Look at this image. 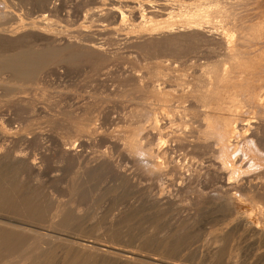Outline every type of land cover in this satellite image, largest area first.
<instances>
[{"label":"bare ground","instance_id":"1","mask_svg":"<svg viewBox=\"0 0 264 264\" xmlns=\"http://www.w3.org/2000/svg\"><path fill=\"white\" fill-rule=\"evenodd\" d=\"M24 1L28 2L27 0ZM73 1L75 0H34L33 3L35 2V4L31 5L33 8L29 9V12L27 11V19H24L22 14L17 12L16 9H13L16 3L14 4L13 1H10V3H6L7 1H0V4H3V6L1 5L0 7V44L5 45L3 43L7 42L18 43V48L21 50L16 53L14 52V54L11 55H2L0 53V72L7 71L14 73L15 75L17 74L18 76L20 75L19 77L24 76V81L27 77H30L32 80V75L35 76L34 74H38L37 71L42 66H46L45 64L48 65V63L51 64V61H49L51 58L55 59V61L52 59L53 63L60 61H56V57L60 54H64L65 61H71L72 59L78 57L81 58L84 55L86 57L88 56V58L94 57V59L96 58L98 61L97 69L95 67L97 63L94 67L96 70L99 69L98 71H100L101 68H103L107 63L109 64V61H112L115 57V50H117V47L116 49H113V46L119 41L124 42L125 44H130L132 47L134 46L133 48H135V50L138 48L142 52H145V54L154 45L158 46L156 52H158L160 45L162 48L161 50H167V53L161 52L159 54H153L154 56H152L151 52V59H149L150 57L148 58L151 61L148 63L144 60L146 62V64L145 62L144 64L147 70L145 74L152 75V82L150 81L146 84L143 83L139 77L134 79L135 83H137L136 87L138 88L136 89L138 90V94L129 95L131 98L125 99L127 104H125V102L123 103L126 106L130 105L129 107H132L130 110L132 111V113H130V115L132 114V117L130 116L131 121L133 120L132 118L134 115H136V117L137 115L140 116L137 117L138 120L135 118L136 120L134 119L135 121H132L128 124V126L125 122L126 126L123 124L125 126L124 128H128L124 130L121 128V130L118 131V134H116L117 138L112 139V136L108 135L106 131H104L105 129L102 130L101 127L93 124L95 118L94 113L98 110L97 107L86 106L81 111H72L71 115L68 114L69 116L67 117L64 125L65 130L60 134L62 141L58 144L59 151H61L62 162L67 161L72 163H83L81 165H84V169L80 172L84 176L83 180L91 179L93 175L100 172V170L113 168L115 169V174L117 173L118 175L117 179H120L119 181L124 185H131L129 187H132L134 185V179L132 178L133 175H131L132 173L130 174V172H126L127 170L125 171L120 169L121 167H118V162L114 161V159L108 155L110 154L109 152L107 154L105 150V152L101 151L103 153L99 156H96L97 154H93L96 156H93L94 158L90 157V155L89 157H86V155L83 154V146L85 148L89 146L92 147V145H102V143L111 144L110 148L123 150L122 152L124 153V157L128 155L129 159L146 161L149 171L155 175V180L161 182L160 184L158 183L161 187V193H155V196H153L154 194H150L149 197L154 199L153 203L164 202L163 204H165V202L170 203L175 199L173 200V197L167 195L169 192L163 194V191L165 189L170 191L173 187L178 186L181 188V184L176 186L177 183L175 180L176 177L180 180L179 176L183 175V171L180 167L181 163H179V159H176V148H179L180 150L189 144V146L195 148L194 155H199L202 153L204 154L205 152L208 153V150L216 143L217 147L211 150L213 151V154L211 153L212 158L209 160L210 163L209 165L206 163L208 166L205 165V168L208 169V176L211 175L212 178L213 175V177L215 176L221 179V185L225 188L224 197L221 196V198H224L222 202L224 207H227V212L223 216V219L225 218L223 221L224 223L221 222L222 225H220L215 231L217 242L214 240V243L222 244L229 236L235 234L236 231H241V233L243 231L246 235L253 237L252 242L257 244L258 241L259 244L258 249L253 251V256L256 257H254L255 260H251L245 264H264V181H253L252 179L246 180L247 178H243L240 181H232L231 178V180L228 178V180H225L226 174L233 178L235 176H240V173L243 172L246 165L243 164L242 161L244 158L241 160L240 155H244L249 159L251 167L260 165V161L258 162L257 160H264V41H262L264 39V20H261L262 22L259 24L254 22L250 23L251 19L248 18L250 16H247L248 14H246L247 11L245 9L247 3L244 0H195L193 2L188 0L190 3H180L178 6L176 4L177 7H174L175 5L173 6V4L170 3L172 0H163L155 6L147 2L140 3L136 0H76V4L71 6ZM31 3L29 1V4ZM81 12H83V16H81ZM33 13H35V15H33ZM261 16L263 15H260V17ZM61 21H65L66 24H62ZM122 30L123 32L126 30V33H122ZM111 44L113 46H111ZM190 47H192L193 50L198 51V55L201 59H205L206 68H203L200 71L201 75L199 77L200 82L198 87L193 86L188 91H185V88H183V86L176 79L173 80L171 84L169 83L168 86H166L167 90L165 96L167 98L164 101L168 102V109L171 113L172 111H177L176 108L183 112V114L177 118V120H179L177 122L173 114L168 111L161 112V101L155 102L154 100L148 98L147 95L151 91L160 93L163 90V87L157 83L159 76L169 78L171 76V74H169L171 71L173 73H178L177 78L180 79L188 74L187 72H184V74L181 73L183 68L173 66L174 61H172V58L177 54H180L181 50ZM152 50L154 51V48ZM116 52H118V50ZM149 53L150 51L148 52V55ZM161 55H164V57L157 58L161 57ZM118 57L119 55H117L116 58ZM152 57H156V59L152 60ZM191 58L192 55L186 61L188 62ZM73 61H75V59ZM41 70L39 72H41ZM185 71H188V69H185ZM94 72L96 73L97 71L94 70ZM24 81L21 80V82ZM174 85H176V88H174ZM179 89H181L180 92L183 90L180 94L178 93ZM178 94L184 98L189 97L193 101L191 104L193 108L190 113L186 112L187 109L184 105L183 98H181V100L179 99L180 102H176L177 96L179 97ZM39 96L34 95L32 98L20 97L17 98L16 102L20 104L24 110L36 111L38 107L44 109V107L51 102L49 99L50 97H47L49 101L47 100L48 102L46 101L47 103L45 102L46 104L44 105V101L43 103H40L42 100H40ZM43 98V100H46L45 96ZM105 99L107 104L108 102L114 100H112L110 95L105 96ZM42 105L44 107H42ZM105 107L102 109V112L107 113V108ZM245 107L248 108L247 111L243 110ZM4 116H0V165H6L8 168H17V170L19 168L21 171L24 170L26 173L33 175L36 179H39V177L44 173L43 167L46 163L43 166V162L42 164H40L41 161L38 163L36 160H33L31 155L24 153L21 151L22 149H20L23 143H26L27 145L31 140H36L37 138L33 135V131H30L27 128H22V131H18L19 129L17 131L8 130L7 125H9L10 116L12 115L9 117ZM145 119L149 120V126L152 127L147 133H143V128L146 127L144 125L146 122ZM161 119L169 123L177 122V125L173 126L172 130H165L164 127L157 126V122ZM196 121H199L198 125H194V123L196 124ZM189 127L192 129L194 128L193 131L198 134L196 136L197 138L187 139L185 129H189ZM180 129L182 130L181 132H179ZM72 136L75 137L72 138L73 140L78 138L82 141V143L74 145L70 141ZM155 139H158V141L161 144L164 143V145L159 144L156 146ZM20 145L21 147L19 148ZM59 151H57V154ZM197 157H192V160ZM41 159L46 162L52 158L46 151L41 156ZM249 162L247 161V163ZM199 165L201 164L199 163L198 166ZM76 166L79 167V165ZM194 167L196 166L194 165ZM3 168L4 167H1L0 169ZM2 174L3 172L0 177H2ZM20 174L21 172L19 175ZM23 175L27 176V174ZM168 175H172L174 177H169ZM186 175H188L187 177L189 179H192V177L199 178L202 176L198 172L193 175H190L189 173ZM9 176L6 178H10ZM20 176L22 177V175ZM2 178L4 180V177ZM16 178L13 176V179ZM21 179H24V177ZM164 179L167 180L165 181ZM16 180H18L16 182H19L18 178ZM84 182L86 183V181ZM1 184L2 183H0V186H2ZM25 184L27 183H23V185ZM28 186H30L29 183ZM184 186H186V184ZM6 189H9V187ZM29 190H27L28 193ZM218 190L222 189L220 188ZM25 192L26 190L23 193ZM11 193L13 194L15 191L13 190ZM8 195H10V193ZM31 195H28L29 198ZM19 198L22 201H19L18 204L24 201V197H22V199L21 197ZM31 198H35L34 200H36V197L34 196ZM31 198L30 200L33 202ZM35 202L36 201H34V203ZM174 202V206H177ZM207 202L204 201V203ZM34 203H31L30 205ZM213 203L215 204V202ZM170 205L171 204H169V206ZM215 205L219 207L218 203ZM223 205H221L222 208ZM24 207L23 209H26ZM36 208L37 206L34 207L35 210ZM25 211L28 212L27 210ZM40 211L38 210L37 212L39 213ZM58 213L60 214V212ZM56 215L58 214L56 213ZM56 215L52 216V219L50 218L54 224L55 217H57ZM61 215L62 216L58 215L59 219L61 218L64 222L67 219L68 213H66V211H61ZM69 215H71V213ZM59 219L56 220V224H58L57 221ZM70 221L71 220H69V222ZM66 222H68V219L65 223ZM261 222H263V225ZM10 224L11 223H8L7 225L10 226ZM54 224L52 225L54 226ZM12 225L15 224L12 223ZM18 229L16 230L14 228V230L17 231V234L20 232ZM4 231H7V226H5V224H0L1 238L3 237ZM27 231L22 228L23 236L19 235V237L23 238H16L17 242L15 241V236L11 239L6 237V234L8 233H5L4 238H2L3 240H1L3 242L6 238H9L17 244L19 239V243L22 242L23 246H27V248H33L38 243L42 242V240L41 242L39 241L40 237H38V235L36 236V234H34L35 237L30 233L28 235ZM80 238L73 240V244L77 248L76 252H78V250H80L78 253L82 251L84 256L89 259L94 258V262H96L95 259H98L99 261H109L110 264L111 262L116 264H188L187 262L160 258V256H146L135 251V249L133 250L117 245L118 242L117 244H112L111 241V243H109V241L100 242L96 240H89L88 238ZM230 238L229 240H231ZM9 239H7L6 242H8ZM65 239L68 241L67 238ZM9 243L12 245L13 242L11 243L10 241ZM52 243L53 242L50 241L48 244ZM16 244L13 246H16ZM21 244H17V247L18 245L22 247ZM70 244L72 245V243ZM52 245H54V243ZM7 246L9 245L3 246V250L5 249L4 247L9 248ZM46 246V244L45 246H42L44 250H50L49 245V248L47 247V249H45ZM58 246L55 245V248H58ZM64 246L66 245L62 244V247ZM238 246L239 245H237V247ZM17 247H14L15 250ZM38 247L40 248L41 244L37 245V250ZM10 248L13 247L10 246ZM239 249L241 248L239 247L237 250ZM52 250H54V248H52ZM231 250L232 252L231 254L229 253L230 255L233 253L232 247ZM39 251H41V249H39ZM38 252H36L37 255L39 254ZM50 252L51 251H49V254L45 253V256H37L35 254L37 258L39 257V260H37L39 261L38 263H40L41 257L48 259L46 254L50 256ZM240 252L238 253L240 254ZM31 253L33 252L31 251ZM216 253V258L218 259V254H221V252L219 253L217 250L214 255H211V258L215 257ZM10 254H12V256L14 255L12 252H10ZM237 255L238 254L236 253V256ZM3 256L4 255H2V257ZM4 258L6 259V257ZM15 258H17V256ZM230 258L232 259V257ZM226 260L228 262V259ZM239 262H237V259L233 257L229 264H242Z\"/></svg>","mask_w":264,"mask_h":264},{"label":"rangeland","instance_id":"2","mask_svg":"<svg viewBox=\"0 0 264 264\" xmlns=\"http://www.w3.org/2000/svg\"><path fill=\"white\" fill-rule=\"evenodd\" d=\"M0 1L1 2L7 1L6 3H10V1H13L14 4L16 3L13 9L14 10L16 9L17 12L21 13L24 19H27L28 17V12H29L28 10L33 8V6L31 5L35 4V2L33 3L34 0L33 1L27 0L28 2L24 0L23 1L0 0ZM29 1L30 3L31 2L32 3L29 4ZM75 1L72 2L71 6L76 4ZM136 1L140 3L147 2L155 6L157 3L162 2L163 0H139V1L136 0ZM189 1L172 0L170 3H172L173 6L175 5L174 7H177L178 4L180 3H190L195 0H191L190 2ZM244 1L247 3L245 9L247 11L246 14H248L247 16H250L248 17L251 19L250 23L253 22L256 24L261 23L264 20L263 18L264 0H244ZM1 5L3 6V4H0V7ZM82 14L83 12H81V16H83ZM33 15H35V13H33ZM260 15L263 16L260 17ZM61 23L66 24L65 21L64 22L61 21ZM125 31L126 30H124V32ZM124 32L122 30V33ZM262 41H264V39ZM123 43L124 42L119 41L118 43H115L118 46L114 44L115 47L111 44V46H113V49H116L117 47L118 50V52H116L117 50H115L114 58H116L117 55H119V57L116 59L113 58L112 60L113 62L109 61V64L107 63L103 68L100 69V71H98L99 69L96 70L98 66L97 63L98 61L96 60V58L94 59V57L88 58V56L86 57L84 55L81 57L82 60L81 58L78 57V58H74L75 61H73L74 59H72L71 61H65L64 54H60L58 56L59 59L58 57H56V61L58 60L60 61L53 63L52 61L53 58H51V60H49L51 61V64L48 63V65L45 64L46 66H42L41 67L42 70L40 68L37 71L38 74H34L35 76L32 75L33 77L32 80L30 77L28 78L26 76L27 79L26 77L25 79L27 81L26 80L24 81L23 80L24 76L19 77L20 75L18 76L17 74L15 75L14 73L7 71H6L7 73L5 71H1L3 73L0 72V80H1L0 81V116L7 115L4 117H9L10 115H12L10 116L9 125H7L8 130L17 131L19 129L18 131H20L22 128H27L28 130L33 131V135L37 139L31 140L30 143H28L27 145L26 143H23V145L21 144L22 147L20 145L19 148L21 147L20 148L22 149L21 151L31 155L33 160H36L38 163H40L41 161L40 164H42L43 162L42 164L43 166L46 163V165L43 167L44 173L39 177V179H36L33 175L26 173L24 170H22L23 171L22 172L19 168L17 170V168H13V167L8 168L6 165L3 164L0 165L1 167H4L3 169H0L1 170L0 175L2 172L5 175L4 176L2 174L4 180L2 177H0V183H2L1 184L2 186H0V190H1L0 193L2 192L0 197V221H1L0 224L3 225L5 224V226H7V231H4L2 238H4L5 233L11 235L10 236L6 234V237H9L10 239L14 238V236L15 239L21 238L19 237V235L23 236V232H22V228H23L26 231L28 230L27 231L28 235L29 233L31 235L36 234V236L38 235V237L41 238V239L39 238V241L41 242L42 240L41 243H38L41 244V247L40 248L38 247V250H37L38 244L35 246L36 248L28 247L31 249L30 250L27 248V246L26 247L23 246L22 242H21L22 244L19 243V239L17 244H21L23 248L20 247L19 245H18L19 248L17 247L16 244L17 239L16 240L13 239L16 241L14 242L9 238H6V240L4 239L5 241L2 242L3 239L0 237V240L2 239L0 242V245L2 243V245L0 246V258H1L0 264H31V263L32 264H86V263L110 264L109 261L108 262H106V260L99 261L98 259L97 260L95 259V261L97 262L96 263L93 261L94 258L89 259L88 257L84 256L82 251H81L82 253L81 252L78 253L80 250L76 252L77 248L74 246L73 240H75L76 238H80L81 236L82 237L80 239L88 238L89 240H96L100 242L109 241V243L112 242V244L115 243L117 244L118 242L117 245L127 247L133 250L135 249V251L146 256H153V255L155 257L160 256V258L187 262L188 264H193V263L194 264H229L232 261L233 257L237 259V262L240 261L239 263L242 264H245L246 262H249L251 260H255L256 257L253 256L254 254L253 251H255V249L256 250L258 249L259 247L258 241L257 244L252 242L253 237L246 235V233L243 231L242 233L241 231H236L235 234L229 236L226 239V241H224L222 244L214 243V240L215 242H217L215 231L220 225H222L221 222H223L225 219V218L223 219V216L227 212V207L226 206L224 207L222 202L224 200L223 197L225 193L224 192L225 188L221 185L222 184L221 179L215 176L213 177V175H212L213 178L212 179L211 175L208 176L207 173L208 169L205 168L206 167L205 165L207 164L209 165L210 163L209 160L212 158V154H213V151L211 150L217 147L216 143L209 149L210 151L208 150V153L206 152L204 153L205 155L203 153L199 155L196 154L194 155L195 148L189 146V144H187L185 148H182L180 150L179 148L178 149L176 148V157H177L176 159L177 160L179 159V163H181L180 167L183 171V175L179 176L180 180L177 177L175 178V180L177 183L176 186L181 184V188L179 186H178L179 188L173 187L176 190L172 188L170 191L165 189L163 191V194L169 192L167 195L173 197L172 198L173 200L175 199L174 200L175 202L174 201L173 202L176 203L175 205L177 206H174L173 202L170 203L165 202V204H163L164 202L153 203L154 199L152 197H149V195L154 194L153 196H155V193L156 194L161 193V187L159 185L161 182L155 180L156 179L155 175L154 173L149 171L146 161L129 159L127 155L128 153L125 151L124 152L127 153L125 155L127 156L124 157V153L122 152L123 150L110 148L111 144L102 143V145L101 144L94 146L92 145V147L89 146L85 148L83 146V154L86 155V157H89V155L90 157L93 156L96 157L105 151L107 154L109 152L110 154L108 155H110L114 159V161L118 162L117 164L119 168L121 167L120 169L125 171L127 170L126 172H130V174L132 173L131 175H133L132 178L134 179V185L132 187H129L131 185L126 186L122 182H120L119 181L120 179L119 180L117 179L118 175L117 173L115 174L114 172L115 169L113 168L100 170L101 173L100 172L95 173L93 177L91 176L92 177L91 179L83 180L84 176L82 175V173H80L84 169L83 167L84 165H81L83 163H78V162L72 163L67 161L62 162V157L60 153L61 151H59L58 144L60 141H62V137L60 134L62 131L65 130L64 125L66 123V119L69 116L68 114L71 115L72 111H77V112L81 111L86 106L97 107L98 110L96 113H94L95 118L93 124H96L98 127H101L102 130L105 129L104 131H106L108 135H111L112 139L117 138L116 134H118V131L121 130V128H123L122 130L127 129L128 127L124 128L126 125L128 126V124H130L132 121L134 122L136 119L138 120L137 117H139L140 115L139 116L137 115V117L136 115H134L132 118L133 120L131 121L130 116L132 117V114L130 115V113H132V111L130 110L132 109V107H129L130 105L129 106L125 105L127 104L126 103L127 101L125 102V99H130L131 96L129 95L138 94L137 93L138 90L136 89L138 88L136 87L137 83H135L134 79L139 77V79H141L143 83L146 84L153 79L152 75L145 74V72L147 71L145 66L146 64L145 61H147L148 63L149 61H151L149 60L151 59V52H152V56H154L155 54H159L161 52L167 53L166 52L167 50L166 49H165L166 51L161 50L162 48L159 45L160 48H158V52H156L158 46L154 45L152 48L149 49L150 51L149 53L150 56H149L148 55L149 51L148 52L146 51L147 52L146 55L145 52H142L138 48L135 50V48H133L134 46L132 47V45L130 44H125V43L123 44ZM3 44L5 45L0 44V49H1L0 53L2 55L3 54L11 55L14 54V52L16 53L18 51H21L18 48L19 47L18 43L7 42ZM118 48L120 49V51ZM153 48L154 51L152 50ZM191 55H192L191 60L187 62L186 60L189 57H191ZM162 57H164V55L163 56L161 55V57H157V58H162ZM154 59H156V57H152V60ZM53 60L55 61V59ZM172 61H174L173 66L178 68H183V71L181 72L182 74H184V72H187L188 74L180 79L177 78L178 73H173L171 71L169 73L171 74L169 78H164L159 76V78L157 79V83H159L160 86L163 87V90L160 93H155L151 91L148 93L147 96L148 98L154 100L155 102H159V101L162 102L161 112L168 111L169 113H171V111L168 109L169 108V106L167 105L168 102L164 101L167 98L165 96L167 90L166 86H168L169 83L171 84L173 80L176 79L183 86V88H185V91H188L193 86L198 87L200 82L199 77L201 75L200 71L201 69L206 68L205 59H201V57H199L198 55V51L193 50L192 47L181 50L180 54H177L175 57L172 58ZM96 63L97 65L95 66L96 67L95 69L94 65ZM185 69H188V71H185ZM40 70L41 72H39ZM94 70L97 72L95 73ZM21 80L24 81L25 83L21 82ZM5 81L6 82L9 81V82L6 83ZM175 86L176 85H174V88H176ZM180 90L181 89H179V91L177 90L179 94L183 91L182 90L180 92ZM34 95L37 96L40 95L39 96L40 100H42V102L40 103H43L44 101L43 103L44 105L50 99L51 104L48 103L45 106V107H49V106L50 107L45 108L42 105L44 109L38 107L36 111L24 110L22 109L20 104L16 102L17 98L20 97L32 98V96L34 97ZM43 95L45 96L46 100H43L44 99ZM109 95L111 96L112 100L113 99L114 100L108 102L107 104V102L105 101L106 100L105 96H109ZM47 97L50 98L48 99ZM181 98L184 99L183 102L187 109L186 112L190 113L193 108V106L191 105L193 101L189 97L184 98L179 95V97L177 96L176 98L177 100L176 102H180ZM123 102H125V104ZM104 107L107 108L106 109L107 113L102 112V109ZM18 110H20L21 112ZM176 110L177 111H172L171 113L173 114L175 120H177V118H179V116L183 114V112L179 111V109L176 108ZM243 110L247 111L248 108L245 107ZM145 121L146 124L142 121L146 126L145 128H143V133H147L152 128L149 126L150 124L149 120L145 119ZM178 121L179 120H177V122ZM177 122L169 123L161 119L157 122V126L164 127L165 130L169 131L172 130L173 126L177 125ZM198 122L199 121H196V124L194 123V125H198ZM191 129H192L191 127H189V129L188 128L185 129L186 130L185 132L187 133L186 134L187 139L197 138L196 136L198 134L193 131L194 128L192 130ZM181 131L182 130L180 129L179 132ZM73 136L71 137L70 141L74 145L82 143V141L78 138L73 140L72 138H75ZM159 144L161 143L158 141V139H155V145L157 146ZM161 145H164V143H162ZM46 151L51 155L52 158L50 159L51 162L50 160L45 162L42 161L41 159V156ZM57 151H59L58 154ZM93 154H97V155L95 156ZM240 156H241V160H243L244 158L242 162L244 165H246L243 172L240 173L241 177L235 176L232 178L226 174L225 180L231 178L232 181L234 180L240 181L243 178L244 179L247 178L246 180L252 179L253 181H262V180L264 181V160L262 159L257 160L258 162L260 161L259 164L261 166L256 165L255 167H251V163L249 162V159L244 155H240ZM192 157H197V158H194V160H192ZM59 158L61 159V161ZM181 161H183L184 163ZM247 161L249 163H247ZM199 163L201 165L198 166ZM76 165H79V167ZM194 165L196 167H194ZM19 170L21 172L20 175H22V177L19 175L20 173ZM196 172L200 173L203 177L202 176L199 178L192 177V179H189L187 177L188 175H186L188 173L190 175H193ZM23 174H27V176H24ZM6 175L7 176L10 175L9 177L11 179L6 178L7 177ZM11 175L15 176V178L17 176L19 182H16L18 181L16 180L17 178L13 179V176ZM168 176L174 177L172 175L171 176L168 175ZM23 177L24 179L27 180L21 179ZM137 179L139 183L141 182L140 183L141 185L137 182ZM164 180L166 181L167 179ZM84 181H86V183ZM182 181L185 182L183 183ZM25 182L27 183L25 184L27 186L23 185V183ZM28 183L30 184V186H28ZM185 184L186 186H184ZM8 187L9 189H6ZM220 188L223 190V192L222 190H218ZM13 190L15 191V193L12 194L11 191L13 192ZM20 190L23 191L21 192ZM25 190H26L25 193L27 194L23 193ZM27 190H29L30 194L28 193ZM70 190L72 191V193ZM6 192L7 193L9 192L10 195H8L9 193L7 194ZM28 195L29 196L31 195V197L33 196L36 197V200H34L35 198L30 197L33 200L32 202ZM221 196L223 197L221 198ZM19 197H21V199L22 197H24L23 199L24 201L25 200L26 201L25 202L23 201L22 203L18 204L19 201H22L20 200ZM217 198L220 199V203L222 204L219 203V199ZM29 201L31 203H34V201L36 202L30 205L31 203ZM204 201L205 202L208 201V202L204 203ZM213 202H215V204L218 203L219 207L215 205ZM169 204H171L172 207L171 205L169 206ZM221 205H223V208L226 210H224ZM36 206L37 208L35 210L34 207ZM23 207L26 209H23ZM37 209L39 211L41 210L39 212L40 214L37 212L38 211ZM25 210H27L28 212H26ZM60 210L63 212L66 211V213H68V216H70V217L67 216L68 222L69 220H71L69 223L68 222L65 223V221H67L66 218H65L66 220L64 219L65 220L64 222L63 220H61V218L59 219L58 215L62 216ZM32 212H36L37 214ZM58 212H60V214ZM56 213L58 215H56ZM70 213L71 215H69ZM54 215L57 216L55 217V224H56V220L59 219L57 221L59 225L58 224L55 225L54 222L51 220L52 219L51 217ZM6 222L7 224L11 223L10 226L7 225ZM12 223L15 225H12ZM51 223L54 224V226ZM261 224L263 225V222H261ZM14 228L20 231L19 234H17V231H15ZM65 238H67L68 241H66ZM229 238L231 240H229ZM7 239H9L8 242H6ZM10 241L11 243L13 242L12 245H10L9 243ZM50 241L53 242L54 245H52L53 243L48 244ZM70 243H72V245ZM15 244L16 246H13ZM45 244L47 245L45 249H47L49 245L50 250L48 251L44 250L42 246H45ZM62 244L66 246L62 247ZM5 245H9L7 246L9 248L4 247L5 249L3 250L2 247ZM55 245L56 246L59 245L58 248L57 247L55 248ZM237 245L239 246L237 247ZM10 246L13 248L17 247L16 250L17 249L18 250L21 249V250L16 251L14 248L16 254L15 255L13 248H10ZM231 247L233 249L232 255H230L232 252ZM239 247L241 248L239 249L241 252L237 250ZM52 248H54V250L56 249L58 250L54 251L52 250ZM39 249H41V251H39ZM216 250L219 253L221 252V254H218L220 258L219 257L218 259L216 258L217 253L215 257L211 258L212 257L211 255L212 254L214 255ZM31 251L33 253H31ZM49 251H51L50 256L47 255L49 254ZM10 252H12L14 255L12 256ZM36 252H38L39 254L37 255ZM238 252H240V254ZM45 253H47L46 257H48V259L45 257H41L42 259L40 258V263H38L39 261L37 260H39V257L37 258V256H45ZM236 253L238 254L237 256ZM2 255L4 256L2 257ZM229 255L230 257H232V259L229 257ZM16 256L17 258H15ZM4 257H6V259ZM226 259H228V262ZM112 263L113 262H111V264Z\"/></svg>","mask_w":264,"mask_h":264}]
</instances>
